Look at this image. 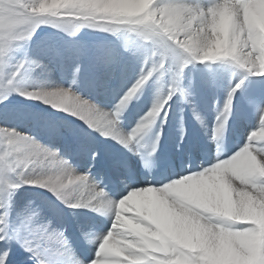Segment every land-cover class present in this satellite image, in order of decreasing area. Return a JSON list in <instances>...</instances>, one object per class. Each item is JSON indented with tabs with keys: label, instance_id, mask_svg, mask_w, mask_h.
Segmentation results:
<instances>
[{
	"label": "rangeland",
	"instance_id": "1",
	"mask_svg": "<svg viewBox=\"0 0 264 264\" xmlns=\"http://www.w3.org/2000/svg\"><path fill=\"white\" fill-rule=\"evenodd\" d=\"M95 1L75 0V3L70 5L73 8L70 12L55 8L41 13L39 6H36L37 8L33 7L30 11L39 13L42 18L29 22L17 10V0H0V130H3L0 131V233L11 234L19 230L21 239L31 241L37 253L34 256L15 242L0 245V248H11L9 264H14L17 260L25 264H79V257L61 235L63 229L70 228H74L86 240L93 239L91 247L103 241L99 245L97 259L93 264H158L148 256L147 247L142 241L137 244L141 246L136 248L139 252L130 255L116 253L111 247L113 239L116 240V245L125 246V241L121 239L125 235L124 231L121 232L124 226L116 224L115 227L121 232L116 233L113 229V218H110L113 217L111 212L117 213L121 210L133 219L134 223L138 222L135 211L123 205L127 203L128 189L123 190V196L118 201L110 202H106L102 196H96L95 191L87 193L102 202L98 212L97 206L85 204L83 196L78 194L81 190L78 184L63 178L68 173V168L76 169L77 173L81 172V160L93 155L99 144L96 151L100 156L103 154L105 161H116L118 154L115 153L113 142L108 138L105 141L99 139L102 132L96 127V121H93L92 114L97 113L99 108H106L119 116L127 113L125 118L122 116L118 120L126 127L127 133L123 134L125 137L122 138L131 143L135 138L141 146L143 144L140 139L148 135L147 127H154L159 131L164 121L165 125L169 121L179 125L182 119L181 103L177 100L171 113L166 112L170 94L167 80L169 68L166 66L168 61L164 58L162 64H157L155 60L165 50L168 38L154 23L153 16H156L158 8L155 6V0H145L143 9L137 15L129 8L112 6L108 9L103 3ZM197 1L205 5L211 2ZM31 2L35 3V0H30ZM40 3L41 0L39 5ZM263 5L264 0H244L242 16L247 12L250 17L258 18L264 12ZM238 6L240 10V4L237 5L235 0H223L219 7L209 10L207 16H215L216 19L210 23L214 28L221 30L222 17H226L227 28H231V18H236ZM57 20L63 23L57 26L54 24ZM255 25L253 22L252 27ZM258 25L261 26V23ZM29 32L31 35L27 36ZM134 40H138L137 43L142 45L144 51L142 56L137 57L138 62L126 64V70L121 64L117 73L114 71L105 74L99 65L103 61L98 59L96 54L105 46L117 44L126 52L132 47ZM71 43L77 44L79 55L74 52L73 45L74 49H71ZM35 46H41L46 52L40 57L50 72L41 64L33 65L28 60L36 55ZM180 51L184 64L190 67L193 63L192 55L185 49L180 48ZM82 59L87 60V72H83L82 67L77 65L83 63ZM206 60L237 66L229 57ZM21 64L23 67H20ZM24 71L28 72L30 77L35 76L28 85V91L33 93L31 96L24 95L29 93L28 91L23 94L18 92L13 85ZM142 75L149 78L121 103L125 94ZM54 88L59 91L66 89L69 95L84 99L89 105L96 107L95 113L86 114L87 118L78 115L76 117L73 111L66 113L65 107L62 109V106H56L46 100L45 92H41ZM37 90L41 93L35 97ZM110 94L114 95L115 101L109 100ZM154 109L159 110L150 115ZM214 109L219 110V107ZM129 116H133L134 120L128 121ZM142 117L143 121L138 124ZM244 123L248 124L249 119H245ZM139 125L144 126L143 131L133 136L132 131ZM6 133H14V136L9 137ZM126 172L129 174L131 171ZM68 174L67 176H70V173ZM131 180H134L133 177ZM88 182L84 185H89ZM90 217L95 218L94 220L99 217L104 222L109 220L110 224L106 222L101 230L91 231ZM110 225L111 229L108 230ZM42 228H46L43 236L40 234ZM235 230L241 231L249 241L238 243V259H215L205 255L204 250L196 246L188 248L192 256L191 264H264L263 228L252 222L238 227L224 226L216 237L220 238L221 235V239L225 240L226 237H231ZM56 234L64 243L56 238ZM125 239L128 240V237ZM179 245L187 248L182 243ZM25 246H29V243L26 242Z\"/></svg>",
	"mask_w": 264,
	"mask_h": 264
},
{
	"label": "bare ground",
	"instance_id": "2",
	"mask_svg": "<svg viewBox=\"0 0 264 264\" xmlns=\"http://www.w3.org/2000/svg\"><path fill=\"white\" fill-rule=\"evenodd\" d=\"M144 1L97 0L95 2L103 3L104 7L108 9L112 6L126 7L137 15L143 9ZM193 2L197 3L198 1L193 0ZM214 17L196 14L190 17L184 8L176 3L163 4L157 8V14L153 16L154 23L168 38L165 50L155 60L157 64H162L164 58L168 61L166 66L169 68L167 80L170 94L166 112L167 114L171 113L173 104L177 100L181 103L182 117H180L182 119L179 125H175L174 121L172 123L169 121L165 125L164 121L163 127L158 129L159 131H156L154 127H147L148 135L140 139L146 151L166 149L175 152L177 146L182 145V141L188 143L198 135L201 142L211 150L212 162L209 167L203 168L198 174L177 177L162 186L151 187L148 183H141L136 172L138 160L133 144L128 139L122 138L125 137L123 134L127 133L125 132L126 127L118 121L122 116L125 118L127 113L119 116L106 108H99L97 113L92 114L93 121L95 120L97 123L96 127H99L98 129L102 132L99 139L103 141L106 138L110 139L118 158L125 156L128 161L127 168L124 169L117 163V160L107 159L108 161H105L103 154L100 156L98 151L95 152L98 163L109 166L113 178L121 186L116 201L123 196V190L129 188L126 197L127 203L123 205L128 209L132 208L138 220L134 223L133 219L126 216L121 210H118L117 213H110L113 215L110 218H113V229L116 230V233L120 232L115 227L116 224H122L124 228L121 232H125L124 238H121L125 241V246L124 244L116 245V240L113 239L111 247L116 253L124 255L138 253L139 250L136 248L139 245L137 244L142 241L147 247L148 256L158 264H191L192 256L188 248L192 249L196 246L204 250L205 255L215 259L236 260L238 259V243L247 242V236L241 231L235 230L231 237L225 236L226 238L223 240L221 235L220 238L216 237L221 228L224 226L238 227L252 222L264 230V155H260L258 158V153L264 152V150L256 149L254 145H246L245 147L248 149L246 152L241 150L233 155L247 142L249 133L259 126L261 113L264 112V75L247 72H264V22L256 17L253 20L256 25L251 29L246 26L238 28L235 26L236 18H231L233 25L231 28H227L226 46H221L218 43L221 30L214 28L210 23V21L216 20ZM259 22L261 26L258 25ZM137 42L138 40H134L132 47L126 49V52L117 43V45L103 47L96 55L103 61L99 65L101 69H104L105 74L116 72L118 68L120 69L121 64L126 70V64L137 63L139 60L137 57L142 56L144 52L142 45ZM72 45L75 47L74 52L79 55L77 44L71 43V49H74ZM180 48L192 55L193 63L190 67L184 64ZM35 49L36 55L28 60L33 65L41 64L46 68L43 58L40 57L46 52L41 46H35ZM149 54L151 53L149 52ZM153 55L155 56V53ZM215 57H229L236 62L237 66L206 60ZM84 59L86 58L84 57ZM84 59H82L83 63L77 65L79 68L82 67L83 72H87V60ZM99 61L101 62V60ZM241 65L247 71L241 69ZM46 70L50 72L47 68ZM178 71L180 78L177 86L173 81ZM47 75L50 76L49 73ZM34 77H30L29 73L24 71L13 84L14 88L22 94L27 93L28 85L34 80ZM118 83L116 88H118ZM237 84H240L239 88H236ZM174 87L176 91L173 93ZM30 88L32 89V87ZM234 88L236 91L233 93L229 110L226 112L224 105L228 99V93ZM180 89L183 90V95H181ZM45 90L41 91L43 94L45 92V99L56 106H62V109L65 107L66 113L73 111L76 117L81 116L82 118H87L86 114H90V112H83L75 104L73 97L78 98L77 96L68 95L65 98L59 89ZM41 92L35 91L34 96L37 97ZM78 99L87 102L84 99ZM43 101L41 100V102ZM216 107H219V110L214 109ZM156 117L158 116L156 115ZM131 119L133 121L134 117L130 118L129 116L128 121ZM245 119H249L248 124L244 123ZM232 126L238 127L240 131L242 138L240 144H236L232 138ZM226 132L228 138L224 140ZM214 141L219 143L220 152L226 154L227 159L221 162L214 160L216 157L212 151ZM90 157L89 155L87 159L85 157L81 160L80 164L83 166L81 172L77 173L76 169L72 170L67 167V172L71 177L66 173L63 178L78 184V187L81 188L78 194L83 196L85 204L97 206L96 210L99 212L101 201L99 202L96 197L87 194L91 191L103 193L93 178L87 174L91 168ZM127 170L131 172L127 174ZM78 176L84 177L90 184H82L75 179ZM102 197L106 202L112 200L105 193ZM96 221L100 228L106 222L109 223V220L104 222L99 217L96 218ZM91 231H95V229L92 228ZM126 237L128 240L125 239ZM84 240L91 252L94 253L93 247H91L93 239ZM179 243L187 248H182ZM78 263L85 264L80 258ZM14 264L25 263L17 260Z\"/></svg>",
	"mask_w": 264,
	"mask_h": 264
},
{
	"label": "snow or ice",
	"instance_id": "3",
	"mask_svg": "<svg viewBox=\"0 0 264 264\" xmlns=\"http://www.w3.org/2000/svg\"><path fill=\"white\" fill-rule=\"evenodd\" d=\"M168 3H176V4H180L187 15H189L190 17L193 14L196 15H203V16H207L209 13V10H214L217 7L220 6V4L222 3V0H211L210 3L208 4H203V3H195L193 2V0H155V6L156 7H160L163 4H168ZM243 3L244 0H241L240 2V13L242 15V7H243ZM17 4H18V8L17 10L21 12L23 18L29 22H33L36 19H40L42 17L39 16V13H34L31 12L30 9L36 6H39V0H35V3H30V0H17ZM41 12V11H39ZM42 13V12H41ZM27 36H30L31 33H27ZM185 63H187V61H185ZM20 67H23V64L20 65ZM181 67H183V65H181ZM241 69H244L243 66H240ZM245 70V69H244ZM247 71V70H245ZM248 73H254V74H258V75H264V72H256V71H247ZM149 77L146 75H142L139 80H137V82L134 84V86L127 92V95H125L123 97V99L121 100V103H123L124 101H126L128 99V96H131L133 92H136L137 89H139L144 83L145 81L148 79ZM180 78V72L178 71L176 73V77L173 81L174 85L178 86V81ZM240 84L236 85V88H239ZM236 88L232 89L229 93H228V99L224 105L225 111L227 112L229 110V105L230 102L232 100V96L233 93L236 91ZM62 94L65 98L68 97L69 93L66 90H61ZM173 93L176 91V88L174 87L172 89ZM181 95H183V90L180 89ZM24 95H28L31 96L33 95V93H27ZM73 100L75 102V104L80 107L82 109L83 112L85 113H95V107L92 105H89L87 102L81 101L78 98L73 97ZM159 109H154L153 113H149L150 115L154 114L155 111H157ZM144 126L143 125H139L137 126L133 131H132V135L135 136L138 133H141L143 131ZM259 129V131H258ZM3 131V130H0ZM7 136L9 137H13L14 133H6ZM127 142V141H125ZM246 145H254V147L256 149H261L264 150V112L261 113L260 116V123L259 126L257 128H255L254 130H252L247 138V142L244 144V146L242 148H240L237 152H235L233 155H235L236 153L241 152V150L243 151H247L248 149L245 147ZM260 155H264V152L258 153V158L260 157ZM76 180L80 181L82 184H86V179L84 177L78 176L75 177ZM96 196H102L103 193H95ZM46 232V228H42L40 229V234L43 236L44 233ZM0 237H2V239H0V245L5 244V241H8V243H18L20 244L21 247L24 248L25 251H28L30 253H32L34 256L37 254L36 253V248L32 246V242L29 240H22L21 236H20V232L19 230L14 231L13 233L9 234L8 232L6 233H0ZM56 238L61 242L64 243V241L59 237L58 234H56ZM26 242L29 243V246H25ZM99 248V245L97 247V249ZM97 249L95 251V255L94 257L90 260V262H92L93 260L97 259ZM0 264H9V258L7 256V254L5 252H3V248H0ZM38 264H40V262H38Z\"/></svg>",
	"mask_w": 264,
	"mask_h": 264
},
{
	"label": "clouds",
	"instance_id": "4",
	"mask_svg": "<svg viewBox=\"0 0 264 264\" xmlns=\"http://www.w3.org/2000/svg\"><path fill=\"white\" fill-rule=\"evenodd\" d=\"M235 2L237 3V5H239L241 0H235ZM73 3H75V0H41L40 7L38 10L41 12H46V11H50V10L55 9V8H63L64 11L70 12V11H73V8L70 7V5H72ZM254 19L255 18L250 17L247 14V12H245L242 16L240 11H239V6L237 7L236 25H235L236 27L243 28L246 26L249 29H251ZM259 20L261 22H264V12H262L260 14ZM62 23H63V21H59V20L54 22V24H56L57 26L62 24ZM221 25H222V27H221V31L219 34L218 43L221 46H226V43H227V41H226L227 18L226 17H222ZM125 95H127V93ZM142 121H143V117L140 119L138 124L141 123ZM222 127H223V124H222ZM110 229H111V225H110L108 230H110ZM0 239H2V237H0ZM7 243H8V241H5V244H7ZM3 252H5L9 258L11 255V248L10 247H4ZM89 264H92V262L89 261Z\"/></svg>",
	"mask_w": 264,
	"mask_h": 264
}]
</instances>
